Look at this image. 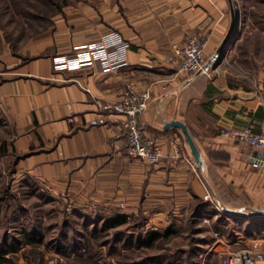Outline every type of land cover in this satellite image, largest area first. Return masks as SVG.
<instances>
[{"label": "crops", "instance_id": "crops-1", "mask_svg": "<svg viewBox=\"0 0 264 264\" xmlns=\"http://www.w3.org/2000/svg\"><path fill=\"white\" fill-rule=\"evenodd\" d=\"M95 5L77 21L63 23L58 44L47 34L46 43L36 39L27 48L28 56L6 42L0 53V114L22 172L54 198L101 212V221L126 216V223L112 228L119 243L126 234L128 246L137 243L135 231L124 228L138 221L144 227L140 238L146 242L158 233L156 240L169 242L167 257L176 264H185L187 252L181 249L190 242L211 243L218 230L235 248L264 237V150L221 134L223 127L261 131L264 124V82L244 84L214 58L230 28V1ZM109 30L130 43L126 66L111 72L54 69L52 57L61 48L69 51ZM197 34L209 39L211 76L177 72L173 44ZM131 84L152 91L139 121L162 145L156 165L128 155L121 114L111 115L106 125L86 126L97 102L119 101ZM171 120L187 124L201 150L200 163L183 130L167 128ZM257 160L261 166H254ZM217 180L225 184L222 189Z\"/></svg>", "mask_w": 264, "mask_h": 264}, {"label": "rangeland", "instance_id": "rangeland-1", "mask_svg": "<svg viewBox=\"0 0 264 264\" xmlns=\"http://www.w3.org/2000/svg\"><path fill=\"white\" fill-rule=\"evenodd\" d=\"M14 1H18L16 5ZM96 1L0 0V53L3 52L6 42L13 51L26 53L28 56L30 51L27 48L34 45L36 39L40 43H46L47 34L54 35L58 44L64 35L63 23L77 21L75 18L80 12L95 9ZM234 2L239 10L240 29L238 26L232 50L221 61L244 84L259 85L264 82V0ZM64 12H69L68 17L72 18H67ZM53 13L55 16L51 18ZM71 50L72 48L69 51ZM69 51L61 48L54 56ZM11 135L0 114V248L22 245L27 234L42 240V245L38 247L23 246L18 249L15 253L18 264L178 262L167 257L170 247L166 239L149 243L151 234L147 236L146 242L140 238L139 232L144 227L139 226L138 221L135 225L124 228L125 231L131 230L137 234V243L128 246L127 234L119 243L118 234L112 229H102L101 212L87 210L86 207L75 208L72 203L68 205L64 200L54 198L50 192L22 172L17 163L18 154L13 146L11 149ZM217 183L218 189L225 185L223 181L217 180ZM219 231L214 232L215 239L211 243L198 246L190 242L187 249H181L180 251L187 252L182 263L221 264L223 254L214 250L217 241L224 239ZM87 240H90V248L88 247L86 253L78 254V246ZM69 252L72 254L68 255Z\"/></svg>", "mask_w": 264, "mask_h": 264}, {"label": "built area", "instance_id": "built-area-1", "mask_svg": "<svg viewBox=\"0 0 264 264\" xmlns=\"http://www.w3.org/2000/svg\"><path fill=\"white\" fill-rule=\"evenodd\" d=\"M236 38L228 45L225 55L232 50ZM208 45L209 39L198 34L182 44H173L174 57L178 64L177 72L187 75L205 73L211 76L210 63L206 56ZM129 48L130 43L120 32L110 30L93 41L74 45L69 53L53 56V67L57 71L99 68L103 72H111L128 64ZM152 99L150 88L141 89L131 84L119 101L97 102L95 116L89 119L86 126L106 125L111 115L121 114L127 133L125 147L128 155L156 165L164 154L162 145L146 134L139 121ZM70 120L74 121V117ZM221 132L253 148L264 150V124L261 131H255L251 127H223ZM261 165L260 160L254 162L256 167ZM217 242L216 249H213L223 254L221 264H264V237L254 239L250 245L240 248L232 247V243L225 239H219Z\"/></svg>", "mask_w": 264, "mask_h": 264}, {"label": "water", "instance_id": "water-1", "mask_svg": "<svg viewBox=\"0 0 264 264\" xmlns=\"http://www.w3.org/2000/svg\"><path fill=\"white\" fill-rule=\"evenodd\" d=\"M229 1H230L231 16H232L230 28L214 56V58L218 59L219 61H221L224 58L228 45L237 37V32H238V26H239V20H240L239 10L237 9L234 0H229ZM199 74L200 73H197L195 75H199ZM166 124H167V128L171 126H175L183 130L186 140L192 150V153L194 155L196 162L200 163L201 162V150L199 146L197 145L187 124L181 120H171L167 122Z\"/></svg>", "mask_w": 264, "mask_h": 264}, {"label": "trees", "instance_id": "trees-1", "mask_svg": "<svg viewBox=\"0 0 264 264\" xmlns=\"http://www.w3.org/2000/svg\"><path fill=\"white\" fill-rule=\"evenodd\" d=\"M18 2V1H16ZM16 2L14 1L15 5ZM127 222V217L122 216V215H116L114 218L113 217H107L102 220L103 224V230H111L113 227H116L117 225H121ZM160 235L158 233H155L152 235L150 242H154ZM90 240H87L84 244L78 246V254H83L86 253L88 250V247L90 248ZM42 245V240L33 237L31 235H26L25 236V241L22 243V245L18 247H8L5 249L0 248V264H18L17 259L15 257V253L18 251L23 246H40ZM77 245V244H76ZM72 253L69 252L68 255H71Z\"/></svg>", "mask_w": 264, "mask_h": 264}]
</instances>
